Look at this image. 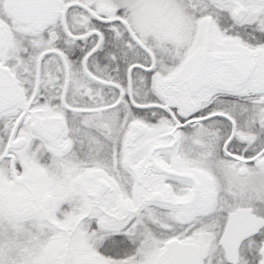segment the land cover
I'll use <instances>...</instances> for the list:
<instances>
[{
  "label": "snow or ice",
  "instance_id": "obj_1",
  "mask_svg": "<svg viewBox=\"0 0 264 264\" xmlns=\"http://www.w3.org/2000/svg\"><path fill=\"white\" fill-rule=\"evenodd\" d=\"M0 264H264V0H0Z\"/></svg>",
  "mask_w": 264,
  "mask_h": 264
}]
</instances>
